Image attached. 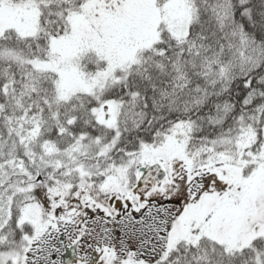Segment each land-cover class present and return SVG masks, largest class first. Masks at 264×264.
Returning <instances> with one entry per match:
<instances>
[{"label":"snow or ice","instance_id":"obj_1","mask_svg":"<svg viewBox=\"0 0 264 264\" xmlns=\"http://www.w3.org/2000/svg\"><path fill=\"white\" fill-rule=\"evenodd\" d=\"M0 264H264V0H0Z\"/></svg>","mask_w":264,"mask_h":264}]
</instances>
